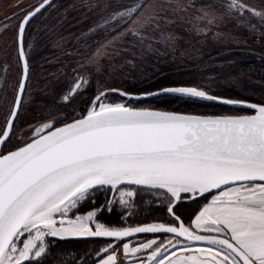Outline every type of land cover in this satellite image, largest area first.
<instances>
[{"label":"snow or ice","instance_id":"obj_1","mask_svg":"<svg viewBox=\"0 0 264 264\" xmlns=\"http://www.w3.org/2000/svg\"><path fill=\"white\" fill-rule=\"evenodd\" d=\"M49 4L43 0L39 7L12 14L26 13L16 33L22 77L0 127V264H42L58 240L85 237L112 242L95 253V261L85 253L77 264H264V97L258 103L227 99L181 81L154 92L115 90L129 101L165 96L173 97L175 104L207 100L247 104L253 110L251 115H197L105 102L112 90L97 88L82 112L56 115L59 110L51 108L42 113L43 122L30 136L17 135L19 93L29 75L24 34ZM176 4L180 7L179 0ZM164 10L158 0H130L102 16L89 29L98 39L86 64L96 65L100 73L101 54L110 57L137 46L143 49L146 30L167 19L161 15ZM227 10L241 16L250 12L264 20V9L243 0H229ZM200 11L197 19L209 24L224 19L210 6ZM194 30L208 31L198 26ZM161 35L176 39L172 33ZM125 63L134 66L135 59ZM77 68L62 97L65 102L89 82L86 65L77 63ZM105 186L113 199L106 196L97 204L95 193ZM133 186L152 194V203L162 207L168 222L116 227L99 221L117 202L125 214L131 210L137 194ZM185 202L196 209L187 210ZM144 232H163L171 239L134 247L124 242ZM120 244L126 259L118 254ZM194 245L200 247L190 252Z\"/></svg>","mask_w":264,"mask_h":264},{"label":"rangeland","instance_id":"obj_2","mask_svg":"<svg viewBox=\"0 0 264 264\" xmlns=\"http://www.w3.org/2000/svg\"><path fill=\"white\" fill-rule=\"evenodd\" d=\"M41 1L0 0V127H4L5 125L10 107L15 100L22 74L16 33L19 21L26 13H21L15 17L12 14L18 12L21 8L31 10ZM158 2L165 5V10L162 11L161 15L167 17V19H161L158 28L153 27L146 30L147 38L144 41L143 49L137 46V48L130 52H125L121 55L111 54L110 57L107 54H101L99 66L102 71L97 73L96 65L86 64V58L94 55V50L97 46L95 42L98 39V34L89 32V29L93 28L95 24L100 23L102 16H106L111 11L118 10L120 5L129 4L130 0H55L45 10H50L48 12L51 14L50 16H53L55 11L59 12L61 10L64 12L70 10V12L75 13L71 21L79 19L80 22H86L87 27L81 30L79 36V42L86 47L83 51H79L77 47H70L71 38L75 35L73 32L57 34L58 37H56L59 40L57 43L66 48L64 50H54L61 51V53L55 61L57 65L48 74V76H53V80L51 77L44 81L43 84L41 79L46 76L49 66H45L42 71H39L41 65L39 64V59L35 61L31 59L36 52V46L39 44L38 40L41 36V32L37 31V26L34 27L37 21H32L30 27H27L25 43L30 72L18 119L15 121L17 135L30 136L32 129L43 122L42 113L47 112L51 108L59 110L56 115L64 114L72 116L74 112L77 114L82 112L88 103L89 97L96 94L97 88L100 91L109 88L124 89L126 86L122 84L120 79L138 82L137 75L145 73L144 70L153 67L155 62H162L167 56H176V58L174 57L175 60H179L181 57L191 62L203 57L205 54L208 55L210 47L222 45L251 46L253 43H258L264 48V20L259 16H254L250 12H245L243 16L234 11L229 12L227 10L229 0H179L180 7H177L176 0H173L172 4H169L167 0H158ZM243 2L248 3L257 10L264 9V0H243ZM104 5H108V7H104ZM202 6H210L211 10L218 15H222L224 19L211 24L207 20L197 19V17L202 15L200 11ZM87 13L90 16L89 19L85 17ZM6 17L12 18L7 19ZM194 26L206 27L208 31L200 33L194 30ZM161 33H172L176 39L174 41L166 40ZM254 33L259 36H253ZM149 45L150 48L148 47ZM69 57L75 60L76 66L73 69H77V71H79L77 63L86 65L89 82L82 90L75 94L74 99H71L70 102H65L62 97L71 87L72 78L75 75L73 69L70 72L63 71L64 68L61 62L69 60ZM133 58L135 59L134 66L125 63V59L132 60ZM68 62H65V64L67 65ZM47 64L49 65V62ZM43 71L46 74H43ZM154 71L159 72L158 67L155 66ZM122 97L115 99L112 96H107L105 102L123 101L131 103L136 107H143L145 105ZM49 101L52 102V104L49 103L51 106L46 103ZM251 112L253 111L243 108V111H233L230 114ZM133 189L137 194L133 197V207L127 214H125V211L117 202L114 204L112 216L108 217L110 220L105 222L101 221L98 217L99 221L116 227H127L152 222H168L162 207L158 209L152 203L153 196L147 189L140 186H133ZM116 195L118 196V193ZM106 196L108 199H113V192L108 190V186L96 191V203L103 204ZM188 203L190 202H185V204ZM86 208L87 205H84L82 211ZM116 212L118 214L123 213L122 218L120 219L119 216L120 220H111V218H115ZM144 212H148L149 214H145ZM158 217L160 218L159 220H157ZM185 222L187 223V221ZM155 239L164 242L171 239V237L165 236ZM194 246L200 247L198 245Z\"/></svg>","mask_w":264,"mask_h":264},{"label":"trees","instance_id":"obj_3","mask_svg":"<svg viewBox=\"0 0 264 264\" xmlns=\"http://www.w3.org/2000/svg\"><path fill=\"white\" fill-rule=\"evenodd\" d=\"M49 11L45 10L31 20V22L37 21L34 27L37 26V31L41 32L38 40L39 44L36 46V52L31 59L32 61L39 59V64H41L39 71H42L45 66H49L47 74L43 71L46 76L41 79L42 84L51 77L53 80V76H48V74L57 65L55 61L61 53V51L54 50H64L66 48L57 43L59 41L57 34L73 32L75 35L71 38L70 47H77L79 51L85 50L86 47L79 42L81 30L87 27L86 22H80L79 19L71 21L75 13L70 12V10L64 12L61 10L59 12L55 11L53 16H50ZM85 17L89 19L90 16L87 13ZM253 36L257 37L259 35L254 33ZM209 50L210 53L208 55L205 54L203 57L191 62L181 57L179 60H175L176 56H167L162 62H153V67L144 70L145 73L136 76L139 80L138 82L120 79L122 84L126 86L122 90L135 93L151 92L155 91L157 87H169L172 86L174 81H181L186 84L205 87V90L210 91L212 95L224 96L227 99L247 100L252 103L260 102L261 98L264 97V48L258 43H253L251 46L222 45L210 47ZM67 61L69 62L66 65L65 62L67 63ZM48 62L49 65L47 64ZM61 65L64 68L63 71L70 72L76 66V62L69 57V60L61 62ZM155 66L158 67L159 72L154 71ZM206 67L208 68L205 69ZM107 96H112L115 99L122 97L114 93ZM173 100V97L159 96L136 102L145 104L143 107L195 114H230L233 111H243V108L231 107L207 100L185 101L180 104L172 103L171 101ZM46 103L48 105L52 104L51 101ZM184 208L191 211L196 209V205L188 203L184 205ZM147 236L165 237L166 235ZM97 244V240L93 238L58 240L56 247L42 261V264H77L85 253H90L87 258L95 261V247Z\"/></svg>","mask_w":264,"mask_h":264},{"label":"water","instance_id":"obj_4","mask_svg":"<svg viewBox=\"0 0 264 264\" xmlns=\"http://www.w3.org/2000/svg\"><path fill=\"white\" fill-rule=\"evenodd\" d=\"M54 1L55 0H50V4L49 5H45V7L43 9H41V11L36 16H38L39 14H41L43 12V10H45L47 7H49ZM42 2H43V0L41 2H39L35 7H39V4L42 3ZM28 25L26 26V30H27ZM26 30H25V34H26ZM25 34H24V48H25ZM25 52H26V49H25ZM28 62H29V60H28ZM20 63H21V69H22V72H23V65H22V60L21 59H20ZM29 72H30V66H29ZM21 77H22V74H21ZM28 79H29V75H28ZM28 79L25 81V89H24V91L22 93H19L20 107L18 109V114H19V111H20V108H21V104H22V101H23V97H24V93H25V90H26V86H27ZM116 89H119V88H109V90H112L110 94L114 93V94L120 95L118 92L115 91ZM120 90H122V89H120ZM122 91H125V90H122ZM151 92H154V91H151ZM16 97H17V94H16ZM16 97H15V99H16ZM151 98H155V97H143L140 100L151 99ZM212 102H214V101H212ZM216 103H219V102H216ZM249 103H252V102H249ZM220 104L227 105V106H231V107H236V108H245V109L252 110V109H250L248 107L247 104H245V105H229V104H224V103H220ZM158 109H160V108H158ZM160 110L173 111V110H167V109H160ZM192 114H195V113H192ZM251 114H253V112H251V113H245V114H197V115H251ZM144 224H146V223H144ZM138 225H141V224H138ZM134 226H137V225H134ZM145 235H166V236H168L167 234H165L163 232H159V233L144 232V233H139V234H133L131 237H129L127 239L135 238V237H138V236H145ZM89 238H94V239H107V240H110L108 238H98V237H89ZM127 239H125V240H127Z\"/></svg>","mask_w":264,"mask_h":264},{"label":"crops","instance_id":"obj_5","mask_svg":"<svg viewBox=\"0 0 264 264\" xmlns=\"http://www.w3.org/2000/svg\"><path fill=\"white\" fill-rule=\"evenodd\" d=\"M155 238H157V237L142 236L141 238L135 237V238L127 239V240H124V242L130 243V245L134 247L137 243L146 242V241H148L150 239H155ZM196 250H197V247L193 246L190 249V252H195ZM118 254L120 255L121 258H125L126 259V257L123 256V247H122V244H120L119 253ZM137 255L138 256H144L145 253H138ZM177 255H179V253H177ZM169 259H171V256H169ZM166 264H167V262H166Z\"/></svg>","mask_w":264,"mask_h":264},{"label":"flooded vegetation","instance_id":"obj_6","mask_svg":"<svg viewBox=\"0 0 264 264\" xmlns=\"http://www.w3.org/2000/svg\"><path fill=\"white\" fill-rule=\"evenodd\" d=\"M122 212V211H121ZM134 212H137V211H134ZM117 214L115 215V218L113 217V218H111V220H115V221H118V220H120L122 217V214L123 213H119L118 214V212H116ZM145 214H149L148 212H144ZM107 215V216H106ZM109 216H112V212H105L103 215H101V216H99V219L102 221H105V222H108L109 220H110V218H108ZM119 216H120V219H119ZM142 237V236H141ZM141 237H139V238H141ZM144 238V237H143ZM94 239V238H93ZM97 240V246L95 247L96 248V250H95V253H96V251H98L100 248H102V247H104L105 245H107V244H109V243H111L112 241L111 240H107V239H96Z\"/></svg>","mask_w":264,"mask_h":264},{"label":"bare ground","instance_id":"obj_7","mask_svg":"<svg viewBox=\"0 0 264 264\" xmlns=\"http://www.w3.org/2000/svg\"><path fill=\"white\" fill-rule=\"evenodd\" d=\"M86 238V237H85ZM69 239H76V238H69Z\"/></svg>","mask_w":264,"mask_h":264}]
</instances>
